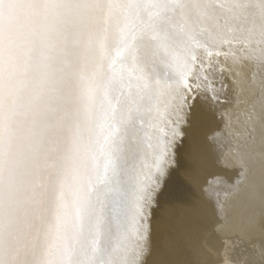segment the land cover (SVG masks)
<instances>
[{
	"label": "snow or ice",
	"instance_id": "snow-or-ice-1",
	"mask_svg": "<svg viewBox=\"0 0 264 264\" xmlns=\"http://www.w3.org/2000/svg\"><path fill=\"white\" fill-rule=\"evenodd\" d=\"M199 108L264 232V0H0V264H179Z\"/></svg>",
	"mask_w": 264,
	"mask_h": 264
},
{
	"label": "bare ground",
	"instance_id": "bare-ground-1",
	"mask_svg": "<svg viewBox=\"0 0 264 264\" xmlns=\"http://www.w3.org/2000/svg\"><path fill=\"white\" fill-rule=\"evenodd\" d=\"M219 125L211 110L194 111L176 145L186 185L178 200L162 198L157 223L168 230L179 264H264V232L249 227L250 206L234 185L238 142L225 143ZM146 145L147 138L145 153ZM142 155L150 164V155Z\"/></svg>",
	"mask_w": 264,
	"mask_h": 264
}]
</instances>
